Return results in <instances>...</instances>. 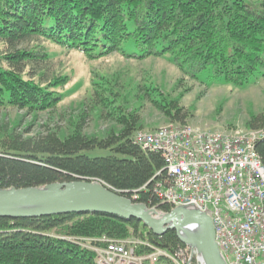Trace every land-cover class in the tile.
Here are the masks:
<instances>
[{
    "label": "trees",
    "instance_id": "1",
    "mask_svg": "<svg viewBox=\"0 0 264 264\" xmlns=\"http://www.w3.org/2000/svg\"><path fill=\"white\" fill-rule=\"evenodd\" d=\"M41 40L91 61L110 55L136 62L164 59L201 84L203 79L246 89L264 80V0H0V110L48 112L68 96L62 89L70 79L52 76ZM125 43L132 52L123 49ZM94 86L93 102L114 112L110 118L117 127L89 136L81 115L66 136L49 131L24 138L3 131L0 189L98 181L118 195L129 199L135 193L138 203L169 213L171 207L157 204L151 194L156 174L164 169L161 156L131 142L138 116L125 108V98L116 102L119 95L113 90ZM157 96L169 121L183 124L186 113L164 93ZM247 126L264 130V112ZM95 151L107 155H87ZM255 151L264 163V140ZM102 237L168 253L180 245L174 232L157 237L134 220L102 214L0 218V264H97L92 251L70 239ZM148 252L147 246L135 250L137 255ZM162 262L172 264L166 258Z\"/></svg>",
    "mask_w": 264,
    "mask_h": 264
},
{
    "label": "built area",
    "instance_id": "2",
    "mask_svg": "<svg viewBox=\"0 0 264 264\" xmlns=\"http://www.w3.org/2000/svg\"><path fill=\"white\" fill-rule=\"evenodd\" d=\"M262 140L264 130L199 131L180 125L136 130L131 137L141 151L162 158L164 169L156 174L151 191L157 204L206 212L226 264H264V163L255 151ZM132 194L129 200L138 203ZM150 209L163 214L155 206ZM70 241L92 251L97 264H156L161 258L172 264H200L196 253L181 244L168 253L137 241L106 237ZM139 246L150 252L137 255Z\"/></svg>",
    "mask_w": 264,
    "mask_h": 264
},
{
    "label": "rangeland",
    "instance_id": "3",
    "mask_svg": "<svg viewBox=\"0 0 264 264\" xmlns=\"http://www.w3.org/2000/svg\"><path fill=\"white\" fill-rule=\"evenodd\" d=\"M39 44L50 55L52 76L67 75L70 79L62 89V93L68 96L56 109L48 112L31 114L16 109L0 110V133L9 129L30 138L55 131L66 136L73 131V122L81 115H85L83 126L86 135L104 134L111 128L115 129V121L110 118L114 112L103 106L101 101L98 106L92 100L93 91L97 89L93 87L94 83L117 93L120 97L114 98L116 102L126 99L125 108L138 116V131L152 132L180 125L199 131L250 132L247 124L251 117L264 112V80L246 89L203 79H200L201 84L181 74L164 59L136 62L110 55L91 61L77 51H64L42 40ZM123 49L133 51L129 43H125ZM159 92L186 113L183 124L169 121L167 110L159 107ZM87 155L102 157L107 153L95 151Z\"/></svg>",
    "mask_w": 264,
    "mask_h": 264
},
{
    "label": "water",
    "instance_id": "4",
    "mask_svg": "<svg viewBox=\"0 0 264 264\" xmlns=\"http://www.w3.org/2000/svg\"><path fill=\"white\" fill-rule=\"evenodd\" d=\"M67 214H102L134 220L157 237L174 232L181 245L196 253L200 264H226L215 242L211 218L194 208L178 206L159 215L98 181L81 179L40 188L0 189V218L33 219Z\"/></svg>",
    "mask_w": 264,
    "mask_h": 264
}]
</instances>
